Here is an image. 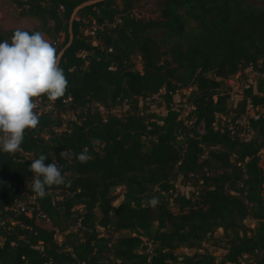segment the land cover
Returning a JSON list of instances; mask_svg holds the SVG:
<instances>
[{
  "label": "trees",
  "instance_id": "1",
  "mask_svg": "<svg viewBox=\"0 0 264 264\" xmlns=\"http://www.w3.org/2000/svg\"><path fill=\"white\" fill-rule=\"evenodd\" d=\"M11 1L38 22L25 31L44 33L58 55L74 9L92 0ZM255 1L264 2L103 0L77 11L60 58L65 96L41 99L23 152L0 151V264H264V7ZM140 7L152 16L137 17ZM249 68L255 86L230 102L225 81ZM179 93L193 107L185 121ZM156 96L165 114L144 106ZM247 101L258 111L242 138ZM85 147L91 159L81 163ZM41 154L71 182L44 198L27 170ZM178 179L194 190L180 193Z\"/></svg>",
  "mask_w": 264,
  "mask_h": 264
},
{
  "label": "clouds",
  "instance_id": "2",
  "mask_svg": "<svg viewBox=\"0 0 264 264\" xmlns=\"http://www.w3.org/2000/svg\"><path fill=\"white\" fill-rule=\"evenodd\" d=\"M69 87L64 70L60 67L57 49L44 33L16 29L11 42L0 41V151L14 155L23 152L26 130L36 129L40 123L41 99L55 102L65 96ZM100 141L91 140L93 145ZM87 147L76 156L81 163L91 159ZM61 158L65 152L60 153ZM44 154L31 161L27 169L33 173L31 191L44 198L52 186L70 185V174L53 161L45 164ZM29 187V186H28ZM156 206L153 197L147 202Z\"/></svg>",
  "mask_w": 264,
  "mask_h": 264
},
{
  "label": "rangeland",
  "instance_id": "3",
  "mask_svg": "<svg viewBox=\"0 0 264 264\" xmlns=\"http://www.w3.org/2000/svg\"><path fill=\"white\" fill-rule=\"evenodd\" d=\"M253 4L256 7H264V2H253ZM137 17H145L148 18L152 16V9L151 8H143L140 7L138 10L135 12ZM38 27V22L34 18H27V17H22L18 14V9L15 7V5L12 3L11 0H0V32H6L9 30H16V29H21V30H28L31 31L35 28ZM85 35H92V32H89V29H85L83 31ZM161 32L158 33H153L152 36H160ZM45 38L51 43V40L45 35ZM136 69L138 71H141V63L140 61H137ZM187 94V92H185ZM178 99H180V93L175 96L174 100L177 102ZM145 107H147L150 111H153L158 114H165V110L163 108V105L160 104V98L159 97H154L152 99H148L145 101ZM47 107L46 109H48ZM127 109V107L123 108H117L113 109L111 112L113 114H118L122 115V113ZM67 119L73 120L75 119V115L72 112L66 113L65 116ZM176 185L179 189L180 193L183 194H189L190 191H193L194 188L192 187L191 183L183 184L181 183L180 179L177 180ZM116 193H122V187L118 188L116 190ZM121 197L119 196L117 200L114 202V205L117 206L120 202ZM247 227H253L254 222L251 220H247L245 222ZM221 234V230H217L215 233V236H218ZM57 240L60 242L61 237L57 235ZM206 249L208 252H211L213 255L216 257H219L220 254L222 253V250L218 247L212 244V242H208ZM177 254L179 255H191L193 254V251L186 250V249H178L176 251Z\"/></svg>",
  "mask_w": 264,
  "mask_h": 264
},
{
  "label": "built area",
  "instance_id": "4",
  "mask_svg": "<svg viewBox=\"0 0 264 264\" xmlns=\"http://www.w3.org/2000/svg\"><path fill=\"white\" fill-rule=\"evenodd\" d=\"M259 76L257 72L252 70L251 68L246 69L244 72H239L233 78L226 80L225 82L230 87V102L237 103V101L241 98L244 93V90L247 89L250 85L255 86L256 78ZM175 108L181 110L180 118L185 121L190 110H193V107L188 106L185 98H180L175 103ZM257 108H254L250 101L246 102L245 112L242 116V119L238 122L241 124L243 131L240 134L242 138L249 137V128L246 126V120L248 118H257ZM21 212L25 211L22 203H18L16 206ZM27 216H30V213H25Z\"/></svg>",
  "mask_w": 264,
  "mask_h": 264
},
{
  "label": "water",
  "instance_id": "5",
  "mask_svg": "<svg viewBox=\"0 0 264 264\" xmlns=\"http://www.w3.org/2000/svg\"><path fill=\"white\" fill-rule=\"evenodd\" d=\"M100 1H103V0H92V1H88L86 3H83L81 4L80 6H78L76 9H74L71 17H70V20H69V24H68V34H69V40H68V43L66 44L65 47H63L60 52L58 53V58H59V61H60V58L61 56L64 54V52L66 51V49L70 46V44L72 43L73 41V35H72V22H73V19L77 13V11L79 9H81L82 7H85V6H88V5H92V4H95L97 2H100Z\"/></svg>",
  "mask_w": 264,
  "mask_h": 264
}]
</instances>
